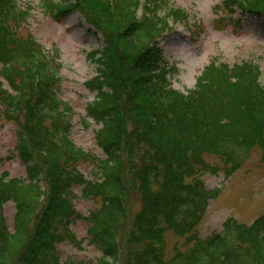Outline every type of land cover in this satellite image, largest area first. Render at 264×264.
<instances>
[{"label": "trees", "instance_id": "trees-1", "mask_svg": "<svg viewBox=\"0 0 264 264\" xmlns=\"http://www.w3.org/2000/svg\"><path fill=\"white\" fill-rule=\"evenodd\" d=\"M59 1L51 3L57 21L80 13L105 39L93 54L98 74L88 87L97 94L87 117L101 126L96 143L106 159H96L70 140L72 110L58 98V51L51 55L33 36L18 35L29 11L23 12L16 0H0V78L13 92L0 82V107L18 125L16 152L28 174V181L0 175V264H61L58 246L81 249L70 230L75 219H83L72 206L75 186L82 188V198L101 202L86 219L91 244L103 254L99 264L120 261L121 229L132 192L142 200L131 224L132 264H264V216L250 226L228 220L223 234L205 240L196 231L220 193L208 191L198 178L199 168H210L204 156H216L229 166L228 179L253 149L264 151L261 68L212 63L195 89L182 93L172 88L176 70L159 48L170 21H187L182 11L171 9L162 17L168 3L147 0V16L140 22L141 0ZM222 2L231 21L238 11L264 16V0ZM84 162L94 165L97 181L77 171ZM10 201L17 211L14 233L3 218ZM169 232L186 238L187 251L165 261Z\"/></svg>", "mask_w": 264, "mask_h": 264}, {"label": "rangeland", "instance_id": "rangeland-1", "mask_svg": "<svg viewBox=\"0 0 264 264\" xmlns=\"http://www.w3.org/2000/svg\"><path fill=\"white\" fill-rule=\"evenodd\" d=\"M76 2V0H72ZM23 12L29 11L27 20L17 29V34L26 38L33 36L43 49L53 55L59 54L61 86L58 98L69 105L72 130L70 140L83 152L96 159L105 160L106 155L96 143V131L101 128L88 119L87 106L96 97L88 83L97 77V66L93 54L105 45V39L91 26L80 13H72L57 21V11L51 3L59 0H16ZM168 8L160 13L164 17L169 10L182 11L185 22L178 26L169 22L159 39V48L163 51L168 66L176 71L171 76V85L181 92L192 91L198 79L212 63L226 64L231 68L244 63L259 66L264 74V16L251 18L241 11L234 20L226 19L222 0H165ZM143 11L138 13L139 20ZM238 23L236 18H240ZM5 90L13 93L7 82L0 78ZM84 121L88 122V128ZM19 128L16 122L9 120L0 107V175L8 179L28 181L25 166L16 149ZM204 164L209 170L199 168V179L208 191L219 190L218 196L208 206L207 213L196 231L199 238L205 240L212 235H221L228 220L250 226L264 216V151L257 147L242 168L226 179L229 166L218 157L204 156ZM217 169V174L212 172ZM77 171L89 181H97L95 167L89 162L78 165ZM45 190L44 183L41 184ZM72 206L76 214L83 219H75L70 230L82 242L81 249L64 243L58 246L57 253L61 264H99L103 254L91 244L90 223L86 220L90 214L100 208L99 199L82 198V188L73 187ZM127 207L129 214L121 229V255L118 264H132L129 257V237L131 224L142 208V200L135 192L131 193ZM46 201L43 202L45 204ZM16 204L14 201L3 207V218L10 233H14ZM39 213V212H38ZM186 238L172 232L165 236L163 255L165 261L172 260L177 252L185 253Z\"/></svg>", "mask_w": 264, "mask_h": 264}]
</instances>
